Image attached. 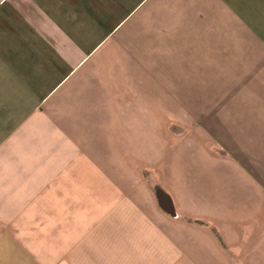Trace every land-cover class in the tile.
Segmentation results:
<instances>
[{
	"label": "crops",
	"instance_id": "0c3cea01",
	"mask_svg": "<svg viewBox=\"0 0 264 264\" xmlns=\"http://www.w3.org/2000/svg\"><path fill=\"white\" fill-rule=\"evenodd\" d=\"M0 264H264V0H0Z\"/></svg>",
	"mask_w": 264,
	"mask_h": 264
},
{
	"label": "water",
	"instance_id": "95a60500",
	"mask_svg": "<svg viewBox=\"0 0 264 264\" xmlns=\"http://www.w3.org/2000/svg\"><path fill=\"white\" fill-rule=\"evenodd\" d=\"M164 207L167 212L174 214L173 209L169 206V204H166Z\"/></svg>",
	"mask_w": 264,
	"mask_h": 264
}]
</instances>
